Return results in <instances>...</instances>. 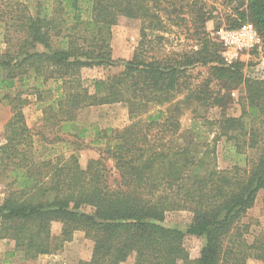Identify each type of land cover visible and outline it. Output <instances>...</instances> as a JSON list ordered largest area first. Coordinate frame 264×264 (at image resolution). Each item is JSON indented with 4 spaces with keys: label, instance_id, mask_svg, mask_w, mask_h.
<instances>
[{
    "label": "trees",
    "instance_id": "obj_1",
    "mask_svg": "<svg viewBox=\"0 0 264 264\" xmlns=\"http://www.w3.org/2000/svg\"><path fill=\"white\" fill-rule=\"evenodd\" d=\"M199 1L54 0L53 13L43 15L20 0H0V103L13 111L0 144V183L6 181L0 240L14 241L24 260L57 252L81 231L93 247L78 264L264 262V243H249L243 222L264 192V79L245 76L243 61L225 62L222 43L206 28L204 7L194 9ZM245 6L231 28L251 22L264 44V0ZM185 8L192 28L183 23ZM122 16L141 20L134 54L123 70L88 84L84 68L120 61L111 41ZM175 27H188L194 45L169 49L166 35ZM196 64L209 66L202 83L189 73ZM213 80L223 87L212 89ZM240 85L246 92L240 116L198 115L199 107H225L229 94L222 91ZM44 92L46 122L71 138L59 141L94 137L99 156L86 167L76 148L56 159H35L23 108L29 99L23 95L43 101ZM115 103L126 105L132 117L122 129L77 118L82 108ZM186 113L192 121L183 129ZM199 121L211 127L210 141L200 134ZM222 139L234 155L225 169L217 160ZM174 210L192 212L185 230L164 224ZM54 223L62 225L59 235ZM190 237L205 238L196 259L186 247Z\"/></svg>",
    "mask_w": 264,
    "mask_h": 264
},
{
    "label": "rangeland",
    "instance_id": "obj_2",
    "mask_svg": "<svg viewBox=\"0 0 264 264\" xmlns=\"http://www.w3.org/2000/svg\"><path fill=\"white\" fill-rule=\"evenodd\" d=\"M29 5L31 12H41V14L53 13L55 7L54 0H20ZM186 4L191 0H183ZM247 0H200L194 9L204 7V12L210 18L206 22V28L211 37L219 41L218 32L221 29L231 28L232 22L238 20L237 11H242L246 8ZM185 13L182 14L186 18L183 22L192 28L191 16L189 15V8L184 9ZM251 23L244 22L243 24ZM242 24V25H243ZM253 24V23H251ZM254 25V24H253ZM140 27L141 20L128 18L122 16L119 18L117 24L112 27V48L113 57L120 60L114 66H95L92 68H84L82 76L88 84L94 78H102L107 75L118 73L123 70L125 63L130 60L134 54L135 48L140 40ZM187 28H174L175 33L169 36L171 43L167 46L169 49L175 50L186 48L194 45L195 41L191 38L192 31L186 30ZM256 28V27H255ZM258 31V30H257ZM183 33V34H182ZM262 39V38H261ZM223 46V45H222ZM5 48V45L0 41V51ZM224 48H222V56ZM243 61L245 63L244 73L245 76L255 79H264V44H262L245 52L240 58L231 62L225 59L227 64H232L235 61ZM189 73L193 76L194 81L197 83L204 82V79L209 76V66L196 64L189 68ZM214 90H219L223 87V83L213 80L210 84ZM223 93L229 94L228 104L225 107H199L197 108L198 115L204 119L215 120L223 113L228 116L238 117L242 114L243 105L245 103V88L240 85L234 87L230 91L223 90ZM28 96L29 102L23 107L26 123L31 129L30 135L32 136L33 154L37 161L44 159H56L61 154H69L75 148L79 150L80 162L83 167H86L88 161L92 158H98V146L93 144L94 137H88L78 143H71L72 141L64 142L59 141L57 137L70 138L67 134L56 133L57 129L52 126L51 121L46 122V114L44 109L48 101V93L44 92L43 101H37L36 97L31 94H24L23 97ZM13 117V111L7 103H0V144L6 142V127ZM192 115L186 113L181 118L183 129L189 128ZM78 120L99 126L100 128H116L122 129L128 126L132 117L129 114V109L123 103L108 104L102 106H91L82 108L77 114ZM205 121V120H203ZM202 121H199V132L203 139L210 141L213 133L210 134V128ZM71 139V138H70ZM230 145L224 139L219 140L217 143V160L218 166L225 169L232 166V158L234 155L229 150ZM249 155H254L252 150H247ZM110 167L113 166L112 161L108 162ZM5 179V178H4ZM6 182V181H5ZM5 182L0 183V202L5 196ZM264 192L261 191L256 199L254 206L248 211L244 217L243 222L249 225V233L246 238L249 243L254 241L264 243ZM193 214L189 210H174L168 211L165 215L164 224L168 227L185 230L192 221ZM61 223H54V234L59 235L61 232ZM205 244L204 237H190L186 239V247L190 252V256L196 259L200 256V251ZM93 244L89 239H86L84 232L77 231L71 241L64 243L63 247L53 254L41 255L35 259L24 260L22 255L15 251L14 241L4 239L0 240V264H78L82 259H89L91 257ZM128 264H131L128 262ZM248 264H264L262 260L251 258Z\"/></svg>",
    "mask_w": 264,
    "mask_h": 264
},
{
    "label": "built area",
    "instance_id": "obj_3",
    "mask_svg": "<svg viewBox=\"0 0 264 264\" xmlns=\"http://www.w3.org/2000/svg\"><path fill=\"white\" fill-rule=\"evenodd\" d=\"M218 35L224 48L223 55L229 62L240 58L243 53L249 52L262 44L257 29L251 23L243 24L238 28L221 29Z\"/></svg>",
    "mask_w": 264,
    "mask_h": 264
}]
</instances>
